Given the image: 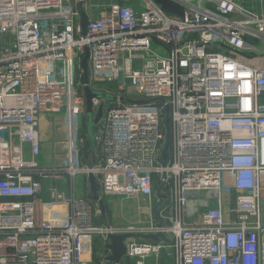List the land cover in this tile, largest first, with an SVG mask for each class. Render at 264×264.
Instances as JSON below:
<instances>
[{
    "label": "built area",
    "instance_id": "built-area-1",
    "mask_svg": "<svg viewBox=\"0 0 264 264\" xmlns=\"http://www.w3.org/2000/svg\"><path fill=\"white\" fill-rule=\"evenodd\" d=\"M172 1L180 16L154 0L93 14L84 0L82 36L79 0H0V264H111L93 260L108 234L132 235L119 264L167 249L174 264H264V0ZM85 48L89 87L116 97L92 99L103 113L91 165L79 140ZM54 111L63 166L39 156L40 116ZM89 173L105 198L143 199L149 219L97 223L75 182ZM66 177L69 191L52 183Z\"/></svg>",
    "mask_w": 264,
    "mask_h": 264
},
{
    "label": "rangeland",
    "instance_id": "rangeland-1",
    "mask_svg": "<svg viewBox=\"0 0 264 264\" xmlns=\"http://www.w3.org/2000/svg\"><path fill=\"white\" fill-rule=\"evenodd\" d=\"M127 3H135L136 0H124ZM114 2V1H113ZM10 43L7 40L0 39V46H9ZM254 45L260 46L261 42L260 40H257ZM150 47L159 52L160 54H164L162 50L159 49V45L155 41H151ZM102 85H108L106 83H101ZM108 87H114L113 84L108 85ZM96 109H94V112ZM84 119L80 118V151H81V161L83 165H89L88 163L89 160L86 159L85 157V152L87 149V146L90 145V138L87 133V114H84ZM64 119L65 117L63 116V113L61 111H54V112H48V114H43L40 116V130H41V146H40V151H39V156L41 158V161L45 164H61L62 166L65 164V159L61 155L60 147H62L65 144V135L63 131L64 127ZM89 120V118H88ZM100 123V122H99ZM100 127L98 124V127L94 130V143L98 148V152H96V159H99V145L97 143V140L95 138V135L99 132ZM88 142V145L84 146L83 143ZM85 157L86 160L83 158ZM82 178L81 176L76 177V188L79 190L80 187V182ZM86 178V177H85ZM54 185L65 189L69 191V185L70 182H68V178H64L62 180L58 179L52 182ZM89 192H87V195ZM116 197V198H115ZM104 204L106 205L105 211L102 213L99 211V207L96 205V203H93L94 209L96 211V218L97 221H100V223H108L111 221H116V223H125L122 221L124 218L125 221L127 222H133L135 223L136 221H144L148 220L149 217H145V215L141 214L140 210L145 207L147 210L148 204L144 202L143 199L136 200L133 197H123V196H111V197H102ZM138 202V203H137ZM200 207H205V202L198 203ZM116 206V207H115ZM126 209L124 210V214H120V209ZM135 207L136 209H134ZM155 207V206H154ZM153 207V208H154ZM116 208V219L112 218L113 216V210ZM152 208V210H153ZM131 209V210H130ZM140 215V217H139ZM142 216V217H141ZM140 218V219H139ZM139 219V220H138ZM139 239V238H138ZM149 238L147 237H141L137 242L141 241H148ZM151 241V240H150ZM164 251V250H163ZM159 253L157 256L151 255L148 258L145 259L143 264H167L168 259H170L172 250L167 249L164 252ZM149 261V262H148Z\"/></svg>",
    "mask_w": 264,
    "mask_h": 264
},
{
    "label": "water",
    "instance_id": "water-1",
    "mask_svg": "<svg viewBox=\"0 0 264 264\" xmlns=\"http://www.w3.org/2000/svg\"><path fill=\"white\" fill-rule=\"evenodd\" d=\"M78 10L80 14V29H81V35L84 36L87 28L88 23V15L84 8V0H79L78 3ZM80 67L83 70V88H82V94L85 99V113L87 114L88 118V125H87V133L91 140V142H94V134H93V128L100 120L102 113H103V107L100 105L96 111L94 112L93 106H92V99H103L105 101H111L115 100L116 97L104 93L99 90H93L89 87V79H88V48L84 49L83 56L80 61ZM135 104H144L146 101L144 100H137V101H131ZM166 112V120L165 123L168 125L169 119H168V107L165 108ZM168 132L166 134V143L164 146V149L162 150V157L166 158L168 154ZM88 184H89V199L96 203V205L99 207L100 212L105 211V204L99 195V187L95 180V177L92 173H89L86 177ZM160 187L157 188L159 190ZM160 205H156L153 208V212L156 213L160 209ZM130 234H108L107 239L108 242L104 245V249L108 251V254L104 257V260L111 264H119V261L124 257L126 253V247L124 246V240L128 237H131ZM147 238L157 240L158 238L156 236H148Z\"/></svg>",
    "mask_w": 264,
    "mask_h": 264
},
{
    "label": "crops",
    "instance_id": "crops-1",
    "mask_svg": "<svg viewBox=\"0 0 264 264\" xmlns=\"http://www.w3.org/2000/svg\"><path fill=\"white\" fill-rule=\"evenodd\" d=\"M113 1H115V0H88V8H89V10H91V12L94 14L95 13V11H96V9H97V7L99 6V5H102V4H109V3H112ZM85 117V116H84ZM84 119V118H83ZM96 127H98V123L94 126V128H93V134H95V132H94V130L96 129ZM88 136V135H87ZM90 141V145H88V142H84L83 143V145L84 146H86V145H88L87 146V149H86V151L87 152H85V157H86V159L87 160H89V162L90 163H88L89 165H91V164H93L95 161H96V152H98V148H97V146L95 145V143L93 142H91V140H89ZM85 157L83 158L84 160H86L85 159ZM67 178V177H66ZM81 179V181H79L80 182V187H79V190H78V194L79 195H87V192H89V184H88V181H87V179L85 178V177H82V178H80ZM100 194V193H99ZM116 198V197H115ZM138 203V202H137ZM116 207V206H115ZM134 209H136L135 207H133ZM124 210H126V209H123V207H122V209H120V214H122V216H123V214H124ZM131 210V209H130ZM137 210V209H136ZM114 212H113V217L112 218H115L116 219V215H115V212H116V208L113 210ZM140 212H141V214H143V215H145V217H149L150 215H149V211H148V207H147V210L145 209V207L144 208H142L141 210H140ZM139 217H140V215H139ZM142 217V216H141ZM97 219L98 218H96V221H97ZM140 219V218H139ZM138 219V220H139ZM122 221H124L125 223H128L127 221H125V219L123 218L122 219ZM113 223L112 224H116V221H112ZM137 222V221H136ZM97 223H99V224H102V223H100V221H97ZM108 223H111V221L110 222H108ZM108 223H106V224H108ZM104 224V223H103ZM122 224H124V223H122ZM150 239V238H149ZM148 239V240H149ZM95 240H96V242H95ZM94 240V244H93V260H94V262H97L98 263V261H102L103 260V258H104V256H106L107 254H108V251L107 250H105L103 247H102V245L100 244V242H101V239H99V238H97L96 237V239ZM164 251H166V250H164ZM163 251V252H164ZM146 259V258H145ZM145 259L143 260V261H145ZM168 261L169 262H167V264H174V258H173V252H172V254H171V257H170V259H168ZM149 262V261H148Z\"/></svg>",
    "mask_w": 264,
    "mask_h": 264
},
{
    "label": "trees",
    "instance_id": "trees-1",
    "mask_svg": "<svg viewBox=\"0 0 264 264\" xmlns=\"http://www.w3.org/2000/svg\"><path fill=\"white\" fill-rule=\"evenodd\" d=\"M154 1L158 3L161 6V8L169 15L180 16L182 13V7L179 4L173 2L172 0H154ZM99 195L101 196V198L104 197L101 194ZM105 209H106V205H105Z\"/></svg>",
    "mask_w": 264,
    "mask_h": 264
},
{
    "label": "bare ground",
    "instance_id": "bare-ground-1",
    "mask_svg": "<svg viewBox=\"0 0 264 264\" xmlns=\"http://www.w3.org/2000/svg\"><path fill=\"white\" fill-rule=\"evenodd\" d=\"M94 109V108H93Z\"/></svg>",
    "mask_w": 264,
    "mask_h": 264
}]
</instances>
